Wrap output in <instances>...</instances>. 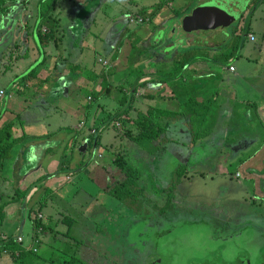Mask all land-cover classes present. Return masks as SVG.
Wrapping results in <instances>:
<instances>
[{
  "label": "crops",
  "instance_id": "crops-1",
  "mask_svg": "<svg viewBox=\"0 0 264 264\" xmlns=\"http://www.w3.org/2000/svg\"><path fill=\"white\" fill-rule=\"evenodd\" d=\"M41 1L0 0L1 7L7 10L6 14L0 10V91H3L0 127L17 118L12 131L14 145L0 173V203L14 195L12 202L3 207L0 240L22 236L28 241L32 225L27 227L23 210L38 207L41 213L49 208L44 213L45 227L54 225L55 229L60 219L67 225V220L63 221L65 217L73 220L69 233L79 219L88 224L83 214L70 208L62 196H56L61 192L64 179L68 177L66 182H69L82 175L109 197L106 190L116 183L119 174L112 165L113 154L118 150L123 151L129 165L140 173L139 188L146 198L148 190L165 191L173 180L174 171L180 167L185 168L186 177L175 186L172 192L175 194L182 180L194 177L203 164L210 166L222 155L232 160L257 139L262 140L258 130L261 127L264 131V34L259 41L248 27L245 34L239 36L244 13L236 27L215 30L212 34L196 27L184 33L181 18L207 0H149V5L140 6L136 13H129L126 8V13L149 20L135 26L116 19L125 7L116 0ZM125 2L128 7H139L132 0ZM252 4L253 16L259 15L257 12L264 13V0H252ZM41 12H47V17L55 21L53 35L46 44L40 41L45 29ZM114 14L117 15L112 17ZM262 19L264 21L261 15L260 23ZM165 21H171L173 33H182V38L160 48L157 45L162 39V27L158 28L155 40L146 36L155 30V25ZM108 34L115 42L107 38ZM248 36L254 40L250 41ZM138 37L143 41L137 42ZM224 37L227 39L223 43H236L228 46L229 54L221 51L223 44L219 39ZM108 40L111 44L107 47ZM99 49L109 54V59L104 60L109 72L95 65L100 58ZM135 50L144 52L139 59L132 60L130 53ZM184 55H190L192 61L180 70L177 60ZM252 66L261 67L257 75L252 74ZM218 67H221L220 72ZM228 67H233L234 71L229 72ZM32 70L35 77L23 81ZM3 85L8 86L9 93H5ZM125 96L127 104L123 101ZM191 103L206 106L205 115L196 117ZM150 108L175 116L161 119L167 129L147 147L110 133L106 127L95 137L97 143L89 142L94 136L88 140L89 131L85 129L88 120L103 119L126 110L128 118L134 121L138 114ZM80 122H84V126L79 129ZM262 144L242 165L246 167L259 161L264 166ZM171 155L177 164L165 179ZM137 160L144 172L139 169L142 167ZM240 177L239 173L234 175V179ZM251 178L260 181L256 182L254 198L259 193L260 200L264 201V170L260 176ZM22 193L26 194L23 198ZM173 196L177 204L178 199L184 200L182 195ZM54 205L61 209L57 212ZM104 209L95 212L101 216ZM109 209L106 208L108 212ZM71 211L78 216L76 221L71 218ZM108 212L101 218L108 216ZM27 219L29 221L28 216ZM260 220L264 222L263 217ZM80 228H77L79 233ZM255 232L261 233L263 228H256ZM44 234L40 236V243ZM51 249L54 252L53 247ZM38 257L41 261L36 264H47L52 254ZM0 264L12 262L8 256H3Z\"/></svg>",
  "mask_w": 264,
  "mask_h": 264
},
{
  "label": "rangeland",
  "instance_id": "rangeland-1",
  "mask_svg": "<svg viewBox=\"0 0 264 264\" xmlns=\"http://www.w3.org/2000/svg\"><path fill=\"white\" fill-rule=\"evenodd\" d=\"M125 1L116 0L118 5L125 6L122 8L124 11L121 9L119 18H116H121L122 21H126V16L130 15L129 13H136L140 6L149 5V0H132L134 5L139 7H128ZM252 7V0H244V4L239 10L245 14V20L241 21L238 31L240 27L242 31L238 34L239 36L245 34L246 29L249 27L253 29L251 31L255 33L256 39L258 38L260 41L261 36L264 34V21L262 19V23H260L259 18L261 15L264 18V13L261 12L260 15V12H257L260 16L258 14L253 16ZM126 8L127 11H130L129 13H126ZM212 14L215 15L214 12ZM116 15H112V17ZM218 16L215 18L209 17L207 21L205 18L198 21L203 33L212 34L219 30L212 29L223 22L219 20ZM251 17L255 18L251 19ZM248 19H251L249 24ZM170 22L165 21L161 25H155V30H151L146 37L155 40L158 36V28L162 27V39L157 46L164 48L170 41L177 42L182 38V33H173L174 27L170 25ZM231 27H234V25ZM107 38L115 42L110 34L107 35ZM226 39L227 37L219 39L223 44L221 51L224 54H229L231 49L228 46L230 47L236 43L233 42L229 45L223 43ZM109 40L107 47L111 44ZM136 40L137 42L143 41L139 37ZM259 44H262V41ZM97 51L100 58L96 60V67L109 72L110 68L108 66L106 69L99 63V60L109 59V54L100 49ZM143 52V50H135L130 53L131 59H139ZM131 59H129L130 62ZM251 68L252 74L257 75L261 67L255 68V66H252ZM217 71L220 72L221 67H218ZM3 88L6 94L9 93L8 86ZM222 90L221 88L220 91ZM123 101L124 104H127L128 97L125 96ZM139 106L136 105V107ZM109 109L111 108L108 107ZM114 115H107L103 119L95 121L88 120L85 129L87 132L89 131V136L91 131L95 130L97 132L100 128H102L101 131H104L105 127L109 128L108 132L116 133L119 136L124 134L123 132L134 131L131 124L127 123L124 118L114 120ZM258 133L264 137V131L261 127ZM263 137L262 140L260 137L257 142L246 147L243 153H238L232 160L228 159L227 155H222L219 160H216L210 166L203 164L199 167L194 177L182 180L183 184L179 185V191L174 195L178 198L182 195L184 200L178 199L179 206L174 203L172 211L164 215H160L159 210L164 206L167 199L165 191H146L145 196L147 199L144 198V200L139 201L138 208L140 211L135 213L134 210H130L131 212L128 210V212L123 203L104 194L98 185L91 183L86 176H75L69 182H66L67 177L60 187V194H57L56 197L62 196L70 208L83 214L82 216L88 220V224L79 219L69 233L70 239L62 238L68 227L70 229V225L62 224L60 219L55 229H53L54 225L45 227L46 218L44 213L49 208L42 210L43 213L39 211L40 207L33 209L42 215L41 223L44 226L43 233H45L43 242L38 247L39 253L37 255L44 254L49 257L52 254L47 264H65L74 253L79 254L84 261H94V264L96 262L99 264H109L110 262H114V264H134V262L135 264H144L143 259H146V264L147 259L153 255L157 248V253L164 259L161 264H264V239H262L264 234L261 236L260 233L255 232L256 228L264 229V222L260 220V217H263L264 221V201L260 200L259 193L256 195L258 198H254L256 182L259 184L260 177L258 180L251 178L252 176H260L264 166L261 162L256 161L253 165H247L251 170L249 172V168L242 165V161L252 157L256 148L261 149L262 143H264ZM112 140L114 139L112 138ZM122 148L125 149L124 146H121ZM174 155H171L172 157L170 156L167 161L166 171L168 170V173L165 179L170 177L171 168L177 164V161L171 159ZM175 156L177 157V155ZM139 162L137 160L138 165H140ZM140 166L142 169L139 168ZM140 166L138 168L144 172L142 164ZM254 167H258L259 170L256 171ZM236 173L241 175L239 179H234ZM123 179V176L118 174L114 181L116 183L112 182L114 183L112 185L118 184ZM108 189L105 190L108 192ZM13 196L9 195L7 197L8 201L1 202L0 206L12 202ZM253 203H255V207H252ZM103 207L105 209L102 211V215L104 212H108L106 208H110L109 212L106 213L108 216H104L105 218H101L102 215H97L95 212L96 209L100 212ZM53 208L57 212L61 209L60 207L56 208V205ZM29 211L23 210L27 227L30 224L32 225V220L29 219L28 221L27 216L32 217L33 211L30 213ZM70 213L71 218L76 221L78 216L73 211ZM77 228H80V233ZM50 231L62 234L55 235ZM52 247L54 252L51 249Z\"/></svg>",
  "mask_w": 264,
  "mask_h": 264
},
{
  "label": "trees",
  "instance_id": "trees-1",
  "mask_svg": "<svg viewBox=\"0 0 264 264\" xmlns=\"http://www.w3.org/2000/svg\"><path fill=\"white\" fill-rule=\"evenodd\" d=\"M43 0L41 1V3ZM3 5V4H2ZM0 10L3 11V14L7 13V10L3 7H1L0 4ZM47 12H41L40 19L42 21L43 26L46 29V32L41 36L40 34V41L42 44L49 43L53 31L55 28V21L51 20L47 17ZM192 59L190 58V55H184L183 58L177 60L178 63H180L181 68L184 66L190 64ZM35 77V71L32 70L28 75L24 76L22 78L23 81H28L30 78ZM169 80V79H166ZM198 104L191 103L190 107L193 110L196 117H201L205 115V111L207 110L206 106H197ZM198 109H201L202 111H197ZM172 116H175V114H169L165 112H160L158 110L150 108L147 110V112L143 114H138L136 119L134 121H131L128 116L126 110L122 111L121 113H117L114 115V120L124 118L127 123H132L134 126V131H126L123 132V137L127 138L134 144L145 148L149 145V143L154 142L158 140L166 131L167 124L161 123V119L163 117L171 118ZM1 117V115H0ZM15 119V120H14ZM11 121H7L0 127V173L2 171V165L5 160L9 158V152L11 148L14 145V141L12 139V131L14 128V124L17 118H14ZM113 120V121H114ZM112 121V122H113ZM92 137V135L89 136L88 133V140ZM92 139V138H91ZM89 140L90 143H97V139L93 137L92 140ZM112 165L116 168L117 172L123 176V181L119 182L116 185H112V187H109L108 195L112 197L113 199L123 203L127 209L134 210L135 212L139 211L138 203L140 200L144 199V193L139 188L140 183V173L133 168L131 165H129V162L127 161L123 151H118L115 154H113L112 158ZM184 169L180 167L179 169L174 171L173 180L170 184V186L167 188V193L169 195V199L167 202V207L170 206V201L172 199V192L174 191L175 186L178 184V182L185 177ZM26 194L22 193L21 197L23 198ZM5 205V204H4ZM4 205L0 206V222L3 219V207ZM33 211L32 217H29L30 220H32V230L41 227L42 231H44V226L41 222H38L35 217L34 210H30L29 213ZM67 220V225L69 226L72 222L71 219H67L65 217L63 221ZM64 237L66 239L69 238V227L67 229V232L65 233ZM0 249L7 250L9 252L8 257L11 259L12 264H36L41 261L40 257H38L37 254H33L30 252L22 251L18 245L15 244L14 240L11 238H5L0 240ZM18 253L15 255V253ZM94 261H84L80 258V256L77 253L72 254L69 259L66 261L65 264H94ZM96 264H99L96 262Z\"/></svg>",
  "mask_w": 264,
  "mask_h": 264
},
{
  "label": "water",
  "instance_id": "water-1",
  "mask_svg": "<svg viewBox=\"0 0 264 264\" xmlns=\"http://www.w3.org/2000/svg\"><path fill=\"white\" fill-rule=\"evenodd\" d=\"M243 4L244 0H207V2L194 7L188 15L181 18L182 30L184 33H190L193 29L195 30L196 27L200 26V22L198 21H202L204 18L207 21L209 17L215 18L217 15H219V20H222L223 22L212 29L226 30L233 25L236 27L238 25L239 17L242 14L239 9ZM213 12L215 15L212 14Z\"/></svg>",
  "mask_w": 264,
  "mask_h": 264
},
{
  "label": "built area",
  "instance_id": "built-area-1",
  "mask_svg": "<svg viewBox=\"0 0 264 264\" xmlns=\"http://www.w3.org/2000/svg\"><path fill=\"white\" fill-rule=\"evenodd\" d=\"M148 21H149L148 19H146L140 15H131L130 14V15L126 16V22L128 25H143ZM45 32H46L45 29L42 30V33H45ZM248 38L250 41L254 40V38L252 36H248ZM99 63L102 64L104 67L108 66V63L105 61L99 60ZM227 70L229 72L234 71L233 67H228ZM2 95H3V91H0V97ZM115 125L117 126V124H115ZM83 126H84V122H80L78 128L80 129ZM101 130H102V128H101ZM101 130L99 129L97 132L95 130H93L90 132V135L96 137L99 134V132H101ZM237 176L238 175H236V177ZM34 212H35L36 220L38 222H42V215L37 210ZM42 233H43L42 228L38 227V228L32 230V233L28 237V241H24L22 236H15V238H13V240H14L15 244L18 245L22 251L30 252L33 254H38L39 253L38 247L40 245V236L42 235ZM8 254H9V252L7 250L0 249V258L3 256H8ZM17 254L18 253L16 252L15 255H17Z\"/></svg>",
  "mask_w": 264,
  "mask_h": 264
},
{
  "label": "flooded vegetation",
  "instance_id": "flooded-vegetation-1",
  "mask_svg": "<svg viewBox=\"0 0 264 264\" xmlns=\"http://www.w3.org/2000/svg\"><path fill=\"white\" fill-rule=\"evenodd\" d=\"M263 175V174H262ZM264 179V178H263ZM167 189H165V193H166V196H167V199H166V201H165V204H164V206L159 210V214L160 215H164L165 213H167V212H170V211H172V209H173V207H174V203L175 204H177L176 202H175V199H174V196H173V194L174 193H172V199H171V201H170V206L169 207H167L166 205H167V202H168V199H169V195H168V193H167V191H166ZM142 200H144V199H142ZM178 205V204H177ZM179 206V205H178ZM140 211V210H139ZM135 212V211H134ZM135 213H137V212H135ZM264 230V229H263ZM263 234H264V232H261L260 233V235L261 236H263ZM225 235V234H224ZM264 237V236H263ZM262 237V239H264ZM261 239V240H262ZM79 255V254H78ZM135 255V254H134ZM137 255V254H136ZM151 257H154V258H151ZM81 258V257H80ZM149 258V257H148ZM162 260H164L158 253H157V248L155 249V251H154V253H153V255H151L150 256V258L149 259H147V263L146 264H161V262H162ZM90 261H92V260H90ZM136 261V260H135ZM137 262V261H136ZM142 262L145 264V262H146V259H143L142 260ZM109 264H114V262H110ZM115 264H117V263H115ZM134 264H135V262H134Z\"/></svg>",
  "mask_w": 264,
  "mask_h": 264
}]
</instances>
